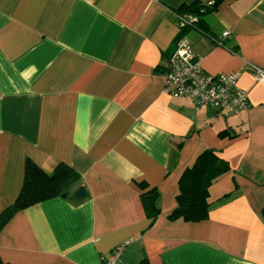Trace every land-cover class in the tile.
<instances>
[{"label":"crops","instance_id":"0c3cea01","mask_svg":"<svg viewBox=\"0 0 264 264\" xmlns=\"http://www.w3.org/2000/svg\"><path fill=\"white\" fill-rule=\"evenodd\" d=\"M195 1L0 0V213L28 159L80 175L71 194L9 218L4 263L102 264L130 240L125 264H264V82L247 67L264 69V0H206L217 1L207 32L224 45L184 33L205 71L241 72L249 105L226 117L163 90L177 10ZM205 149L230 165L209 187V217L172 221L179 179ZM152 188L150 225L141 195Z\"/></svg>","mask_w":264,"mask_h":264},{"label":"trees","instance_id":"16d2710c","mask_svg":"<svg viewBox=\"0 0 264 264\" xmlns=\"http://www.w3.org/2000/svg\"><path fill=\"white\" fill-rule=\"evenodd\" d=\"M216 5L217 1L213 4L206 0H197L191 4L182 5L177 13L193 14L197 17V22L183 28L176 41L179 37L184 36L186 31L194 28L209 35L218 44L219 38L208 34L203 18L207 12L216 9ZM229 169V162L218 155L215 150L205 149L201 152L193 165L183 171L179 179L177 205L168 214V218L172 221L182 219L186 222H198L207 219L211 206L209 187L215 179ZM79 181V173L65 163H59L51 172H47L28 159L23 185L18 197L13 204L0 213V230L18 210L56 196H67L73 192V188ZM145 188L146 186H143V189ZM141 198L146 215L151 220L150 225H152L161 214L159 191L157 188L144 191ZM262 214L264 218V209ZM0 264L7 263L0 259ZM138 264H147V262L143 261Z\"/></svg>","mask_w":264,"mask_h":264},{"label":"built area","instance_id":"2783aa9c","mask_svg":"<svg viewBox=\"0 0 264 264\" xmlns=\"http://www.w3.org/2000/svg\"><path fill=\"white\" fill-rule=\"evenodd\" d=\"M179 32L197 22L193 14H177ZM231 32L225 31L221 38L229 37ZM218 39V44L222 45ZM255 79L264 82V69L247 64ZM165 93L174 97H187L199 105L212 106L217 115L224 117L246 108L249 105L248 91L239 85L240 71L211 74L201 66L199 58L193 51L189 41L181 36L176 41V48L168 58L164 69ZM130 240L117 245L102 264H125L121 255Z\"/></svg>","mask_w":264,"mask_h":264},{"label":"water","instance_id":"95a60500","mask_svg":"<svg viewBox=\"0 0 264 264\" xmlns=\"http://www.w3.org/2000/svg\"><path fill=\"white\" fill-rule=\"evenodd\" d=\"M84 193H85V189H84L83 186H81V187H79V188L75 191L74 195H75L76 197H81V196L84 195ZM64 196H66V195H64Z\"/></svg>","mask_w":264,"mask_h":264}]
</instances>
